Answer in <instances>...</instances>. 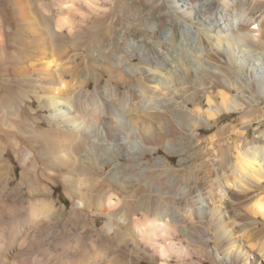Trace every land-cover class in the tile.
I'll use <instances>...</instances> for the list:
<instances>
[{"label":"bare ground","instance_id":"bare-ground-1","mask_svg":"<svg viewBox=\"0 0 264 264\" xmlns=\"http://www.w3.org/2000/svg\"><path fill=\"white\" fill-rule=\"evenodd\" d=\"M113 1L9 0L17 25L8 28L0 7V81L2 73L23 74V87L34 93L20 92L18 100L0 107V264H193L196 254L207 256L209 237L224 247L227 264H258L253 240L264 226L248 221L257 224L264 218L262 137L244 144L249 129L224 126L208 138L205 153L221 156L218 162L207 160L203 182L209 191L191 180L187 185L176 181L162 158L151 166L141 160L156 152L160 141L167 151L181 152L174 141L177 133H198L205 121L225 112L239 111L247 127L261 120L258 128L264 126V14L256 19L245 6L259 0H169L172 12L198 25L190 35L199 40L207 62L218 66L206 69L202 61L188 58L184 80L150 77L174 95L192 93L200 84L194 99L165 101L157 108L136 97L130 102L134 88L120 89V82H128L122 72L117 83L94 90L80 79V55L94 60L97 34L115 27L107 21ZM235 2L244 5L232 15ZM93 14L99 16L95 21ZM6 31L16 44L6 42ZM135 48L140 51L141 44ZM72 50L76 64L67 66L61 60ZM241 51L253 61L236 57ZM225 55L240 69L230 63L228 68ZM191 75L199 80L197 86ZM13 83H7L9 89ZM139 83L144 89V80ZM118 99L122 108L113 101ZM43 109L47 125L39 114ZM149 111L153 120L144 118ZM234 134L235 149L219 143ZM10 152L21 166L16 183ZM124 157L138 163L127 165ZM228 171L232 177H224ZM59 181L70 207L58 205L54 191ZM251 193L257 196L246 203ZM257 248L264 256V244Z\"/></svg>","mask_w":264,"mask_h":264},{"label":"rangeland","instance_id":"rangeland-1","mask_svg":"<svg viewBox=\"0 0 264 264\" xmlns=\"http://www.w3.org/2000/svg\"><path fill=\"white\" fill-rule=\"evenodd\" d=\"M52 1L53 0H47V2ZM1 2L3 3L0 4V7H2L1 14L6 22V27L8 28V26L11 25L16 26L17 18L14 16L9 0H2ZM242 4L244 5L242 2H235L234 8H231L232 11L230 9V13L233 15L235 9L242 8ZM251 4L252 3L245 4L247 10L250 11V14L256 17V19L260 18L259 16L264 14V0H259L254 5ZM217 5L216 2L215 6L217 7ZM109 6L107 21L110 24V20H113L115 27L111 31L106 29L97 34L98 39L95 40V44H93L91 49L92 54H94V60H92V58L90 59L89 56L91 55H88V53H82L77 61L79 63L81 62L80 72L82 75L80 76V79H84V81L87 82L86 89L94 90L97 87L105 88L108 87L107 85L109 82L117 83V79L120 77V72H122L125 80H128V82H120V89L122 91H127L131 85H133L134 88V94L132 95L130 102L133 100V97H136L142 99L146 106H154L157 108V105L159 106L162 104L161 102L165 101L178 104L186 99H194L196 96V93L194 92L195 90L200 89V84L198 85L199 80L195 82L196 79L193 75H191V78H193L191 79L189 77V80H191L190 82L195 86L198 85L197 89L193 88L194 92H184L181 95H174L168 88L163 87L156 81H150L149 78L156 76L160 79H168L171 75L173 77L175 76V78H179L180 76L179 81L184 80L187 76L185 65L188 58L202 61V64H204L202 67H205L206 69L215 68L214 66L217 64H210L207 62L205 50L200 48L202 45L199 40L196 41V39L190 35L192 34V31L198 29V25H195L192 20L187 17L172 12L169 0H114ZM96 16L99 18L96 14H93L91 18L95 21L97 19ZM5 35L3 37L9 45L17 43L15 39L16 37L10 34V31H6ZM71 39L72 38L68 34L65 36V40L69 41L70 44L74 42V40ZM136 42L141 44V50L138 52L135 48ZM11 50H14V47H12ZM139 52L141 53L140 55ZM240 55L241 57L253 61V57L246 55V51L236 53V57H239ZM75 56V51L72 50L70 51V55L62 58L61 61L67 66H73L76 64ZM222 59L227 66L230 63V66L235 70H238L241 67L240 63L234 64L229 62L228 56L226 55L222 57ZM177 60H179L178 64ZM123 66H125V69H123ZM230 66H228V68H230ZM176 67L180 69V72L174 71ZM167 68H169V70ZM199 71L202 72L201 69ZM27 77L28 76L25 78ZM23 78V74L16 75L8 73L6 75V73H2L0 81V107L8 103L10 99L18 100V95H20L18 93L20 92L25 93L26 91H29L30 94H34L31 88L23 87L25 80ZM12 79L14 81L13 88L9 89L7 83ZM139 79L141 81L144 80V89L140 87ZM193 79L194 81H192ZM19 86L21 87L19 88ZM202 98L205 99V96H202ZM118 100L113 101L116 102L115 104L118 108H122L123 102L121 99ZM34 106H38L37 99ZM261 106L264 109V101L261 103ZM193 109L194 104L191 103L190 112L195 114ZM261 113L262 111H260V114ZM39 114L47 125V111L43 109ZM149 114L153 113L150 111L148 114L147 112H144L145 120H153L152 115ZM261 121H256L254 124H250L247 127V123L243 122L239 111L225 112L217 120H212L211 122L205 121L204 124L199 127L198 133L194 132L192 134L191 129H186L183 132L177 133L174 136V141L177 143L176 146L181 152L175 153L167 151L164 142L160 141L159 149L154 153H147L141 162L151 166L154 165L158 159L162 158L165 163L171 167L173 174L175 173L177 175L176 181H182V183H184L183 185H187L186 179L188 181L191 180L195 187L200 183V187L204 188L205 191H209L210 185L207 182H203L206 166L209 165L211 161L218 162L221 159V156H216L214 152L210 155L205 153L207 148L210 147L208 138L216 131L221 130L224 126H229L231 130L234 129L236 131L249 129V137L243 142L244 144L250 142L257 136L262 137L261 143L264 144V126L258 128ZM154 125L157 130V119ZM1 129L2 127L0 125V131ZM227 134H229V132H227ZM237 139L238 137L235 134L232 139H229L227 135L225 138L220 139L219 143L228 142V145H225L224 147L227 149L231 146L235 149L233 141ZM155 141L156 144L157 137ZM29 145L30 144L26 142V146L28 147ZM208 159H211L210 162L207 161ZM8 160L15 164L16 171H14V183H16L21 177L20 162L14 158L11 152ZM123 162L127 163V165L138 163L137 160L133 161V159L125 157L123 158ZM231 163H235L234 158L228 161V165L230 166ZM161 168L162 167H160L159 170H162ZM228 176L232 177V173L229 171L225 173L224 177ZM54 195L58 199V205H61L64 202L67 207H70L71 202L65 195L62 181H59L58 186L55 187ZM256 196L255 193L246 196V203H251ZM252 219L253 218H251V222L248 221L252 226H264V218L260 217L257 224H253ZM255 230L257 231V229ZM261 234H258L256 239L253 240L257 243V246L253 248L252 256L255 255L258 264H262L261 262H263V260L261 259L264 258L262 251L257 248L258 245L264 244V232ZM196 248H198V246L194 244L191 245V249L194 252H196ZM217 248L220 255L217 253ZM206 251L207 256L196 254L193 264H227V260L222 258V256L225 255L224 247L220 245L218 246L213 238L209 237ZM178 264H180V262Z\"/></svg>","mask_w":264,"mask_h":264}]
</instances>
